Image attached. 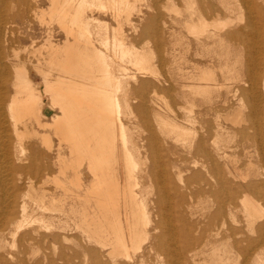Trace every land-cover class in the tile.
Here are the masks:
<instances>
[{
	"label": "rangeland",
	"instance_id": "rangeland-1",
	"mask_svg": "<svg viewBox=\"0 0 264 264\" xmlns=\"http://www.w3.org/2000/svg\"><path fill=\"white\" fill-rule=\"evenodd\" d=\"M249 1L261 2L260 0H137V6H139L138 8H140V10L142 11H132V14L130 15L131 21L129 23L124 22V24L121 25L123 26L121 29L119 27L118 21L113 16H111L110 13H103L102 11L100 12L95 7H87L83 10V12L85 11V15L84 13L82 14L84 22L87 21L89 23V21H93L91 18H97L92 23H89V27H92L91 31L92 33H95V35L91 33V39L96 38L95 41L93 39L92 42L99 51L113 53L112 50L114 51L115 49H113L112 41H114V38L116 36L121 35L122 32V34L125 36V41L128 44H135L138 49H150L148 50V52H151L152 63L154 64L153 66L154 68H156V72H158L157 76H159L161 79L165 78L166 80L165 82H159L157 81L158 78L156 79L154 75L149 77V75H151L149 74L147 75V77H145L146 75L138 76L137 80L134 82L129 78H125L127 76L123 75L126 81H124L123 78V89H121L120 91H126L123 92L125 93V95L128 94L126 95L128 97L125 99L124 94L122 95L121 92H119V96H123H120V102L123 99V102L121 103L122 105H125V112L127 108L129 111L127 110V115H125L126 113L124 112L122 107V111L118 113L120 116L119 121L115 124L114 129L115 132L118 133L119 124L122 123L124 128H126L127 130L126 132H129V129L130 131H132L130 132L131 134H127V138L129 137L128 139L133 136L131 138V141H128V143L130 142L128 146L134 150L131 151L133 152V156L136 157L135 159L140 158L138 159L140 160L139 168L137 167L134 170V174L139 177V185L135 186V192L139 194V196L137 197L140 198L142 202L145 200L143 203L145 206H147L146 214L148 216V220L150 221L146 222L144 224L145 226L143 225V230L146 229L144 230L145 236L150 235L147 239L148 242L145 241L146 239L143 240L141 248L142 250L140 249V251L137 252V255L139 254L138 256L136 255V253H132L131 258H126L123 254H110L109 246L102 247L99 244L95 243V241H89L87 234H85V232H83L82 230L76 228V226L74 225V221H72L71 219L74 218V215L71 212V206L72 203L74 204V199L68 197L65 198L64 196V186H66L69 190L74 191L72 190L74 189L72 184L68 183L71 175L67 177L68 173L66 175H63L59 169L60 158L63 156V154L65 158H68L69 151L67 146L64 143L62 144L61 141L58 140L59 137L56 133H54V130L49 126H45L46 122H51L53 116L59 113L60 110L57 107H52L51 97L45 92V74L39 72L38 68L40 67L42 70L44 69L43 71H46L49 68L46 64V58L48 56L47 53L49 50V48H46V40L50 38L54 43L61 44L66 38V33L60 26L59 22H57L56 19L48 18L49 15L47 14V12L49 11L48 9L50 7V0H0V72H2L3 70V72L0 74V96L3 98V100H5L6 104L10 102L15 92V68L17 66H24L26 67L28 74L30 75V79L32 80V83L36 88V91L41 94V99H43L40 113L41 124L30 126V128L26 129V132H28V136L24 139V143L26 145L25 150L27 152L25 150L23 151V155H25L26 159L21 162V164L24 165L27 169L23 173V175L25 176L24 180L27 178V176H30L32 174L31 176H33L34 178L32 177L31 179H27V182L33 180L36 184L34 188L35 194L38 195L39 193V195L44 196L47 201L50 197L53 198L52 195H57V197L54 196V198L56 197L55 201L58 203L59 200L62 201V198L66 199V203L63 206L64 211L55 209L51 210L52 213L48 212V214L46 212V215H52L53 221L51 220V224L53 226L49 223L50 229L45 226H42V228L44 229L39 228V234L35 235L37 239L31 241L30 246L26 247L25 243L21 241L20 238L21 235L25 233L24 231H30V226V228H28V226L26 225H24V227L22 226L23 228L20 227L18 231L19 233L17 232L19 236L16 234V238L14 237L15 239H12L15 244H13L14 242L11 241V238H13L12 234L9 233L10 231H13L11 226L0 231V238L4 239V241L7 240L5 243L3 241L5 248L3 247L0 250V253L2 252L4 256L0 257V264H20L21 262V264H23L24 261H27L26 263L24 262V264H120V262L121 264H139L140 261H138V257L141 258L140 254H143L144 262L145 260H151L148 261L149 263L145 262V264H216V257L215 255L213 256L214 245H217L224 251L227 250L231 252L233 259H235L236 261V264H257L256 260H254L253 258H256V255L259 254L257 256L258 258H256L258 260L259 256L261 257L262 255H264V185H262L264 184V161H262L261 157L262 153L264 152V146H262V134L260 131L261 128L264 129V25L261 22L257 23L256 27L257 29H259V31L255 29L251 37H249L248 35L245 37V41H248V47L237 45L236 41L224 39V37H221V39L216 38L211 40H204L206 43H208V45L200 46L197 42L195 34L193 32H190V29H187L185 25V17H187L189 13L199 14L202 12L206 17V22L209 24L208 29H210L211 31H215L214 22L217 19L214 18L211 10H203L200 7L201 4L205 2L213 4L215 7H221V5L227 4L237 6L238 9L234 14H232L231 16L227 14L221 15L218 18V21L227 22L231 17L233 18L234 22L244 21L247 18L246 5ZM240 8L244 10L243 14H241V17L238 13V10H241ZM42 12H44L43 15H45V17L41 16ZM88 17L90 20H87ZM224 28V31L230 29V27L228 26H225ZM144 32L146 35L144 34ZM106 37L107 40L111 41L112 47L109 46V48H106V46L102 44V40L104 39L105 41ZM134 37L136 38L133 39ZM116 60L119 62L122 61L121 59H119V57ZM124 62L122 64L128 66V72H133L134 66L132 64H130L129 66L130 62H127L128 64L126 63V61ZM250 62L254 63L253 68L249 66ZM114 68L117 69L119 67L114 65L111 70L113 71L114 75H117L118 73V75H120L118 77H121L122 71L118 69L120 72H118L117 70H115L114 72ZM199 69H204L208 72H211L212 76L210 75V78L208 80H203L204 82L201 81V83L207 85L206 87L208 90L206 92H203V95H196L195 98V106L197 107L194 108L193 116L196 115L195 117H197V122L195 121L196 124L195 122L192 124V130H194L195 132L196 129L197 132H195V135L193 137H188V140L187 137L185 138L182 135L181 137H183L184 139L181 138L180 135L177 137L175 135L177 133H172V131H169L170 128L163 130V128L160 127L158 131L161 119H164L165 122H168L169 120L168 123L172 124H175V122L177 121L182 124L184 123L181 127H184L187 123L185 127H191V122L187 121L188 116L186 114L188 113L187 107H190L189 102L191 100L189 98L191 96V99H193V96L188 94L186 90H183L186 87L182 83L191 82V79H187L186 76L196 75L197 73H199L198 71H201ZM52 71V75L49 76V79L51 80L55 79L58 75V72L56 70ZM254 74L256 76H259V81L254 86V89L258 95V103L256 107L258 109H255L253 105H251L250 95L248 94L249 89L252 90V84L243 83L244 80H250L251 76ZM125 82L126 84L128 83V86L130 87H127ZM132 84L134 85L136 91L134 90V88H132ZM180 85L183 87H180ZM124 87H127L129 90L127 88L124 89ZM181 88L182 91L180 90ZM131 89L133 90V94H136L135 96L132 94ZM186 93L187 95H185ZM139 97L141 98V100ZM185 97L187 100L185 99ZM124 100L125 103L129 101V103L127 102L129 105L126 103L128 106L124 103ZM140 101L144 103V105H142ZM150 101L152 102V105ZM153 102L156 105L153 104ZM165 102L168 103V105ZM134 103L135 106H133ZM137 103L139 106L141 105V108H144V110L140 109ZM180 105H183L182 108ZM156 106L160 108H157ZM185 106L187 107L183 108ZM167 107L170 110H168ZM162 108L166 113L163 112ZM135 109L136 111L137 109H140L139 113H137L138 111L136 112ZM158 109L159 111H161V113L158 111ZM173 110L175 112H173ZM181 110L184 113H182ZM238 110L241 114V120L238 123H234L231 120L227 121L226 116L228 114H235ZM132 111L134 114L132 113ZM122 112H124V115ZM120 113L122 115H120ZM155 113L157 117H155ZM251 113L252 119L254 118V120L257 121V125L255 124V126L252 125L249 121V115ZM128 114L130 115L129 117ZM253 114L255 116H253ZM132 117H135V119ZM154 117L155 119L157 118L159 120H155ZM170 118L172 121L170 120ZM181 118L184 119L182 120ZM176 119L178 120L175 121ZM154 120L155 122L157 121V123H155ZM180 120H182V122ZM185 120L187 122H185ZM142 122H144V125L142 124ZM151 123H154L153 128L151 126ZM130 124H132V127ZM156 124H159L158 127ZM188 124H190V126ZM260 124H262L263 126L261 127ZM144 126L147 131L144 129ZM154 128L156 131L154 130ZM243 129L245 131H242ZM161 130L163 131L162 134L160 133ZM167 130L169 131V133L167 132L168 134H166ZM147 133L149 137L147 136ZM174 135L176 136V141L178 142H175ZM150 136L153 138H151ZM165 136H167V138H165ZM179 137L183 140H181ZM178 138L180 139V141L177 140ZM146 139H148V141ZM171 139L173 140V142H171ZM202 139L204 140L205 148L208 150H206L207 154L214 156V161L212 162L208 163L209 159H207L206 157L201 158V155L197 156L198 147H195L198 145L196 143H198L199 140ZM184 140H186L185 144L183 143ZM152 141L154 142V144H152ZM159 141L162 142V144L159 143ZM132 142L134 145H132ZM174 143L175 145H180L175 146ZM146 144L148 145L149 149ZM181 146H183V148H181ZM118 148H122V150H120V155L123 156L122 152L124 151L120 140L118 141ZM249 149L250 151H248ZM138 150L139 152L137 153ZM193 150L195 151V154L193 153ZM139 153H141V156H138ZM221 153H227V155L229 156V160H234V163H230L229 166V170L231 171V173L228 172V169L223 165V162L220 161L221 159L217 158V155ZM153 154H155V156ZM118 155L119 154L117 153L116 159L118 167H116V170H113L115 171L118 182L121 183L125 178V164L123 163L124 160L121 156V160L118 159ZM248 155L252 156L249 157ZM147 156H149L150 158H147ZM196 157H198L200 161L198 165L194 166L192 163H194L193 159H195ZM142 159L144 160L143 163L141 162ZM30 160H32V162ZM37 163L40 164L38 165ZM152 163L153 165H149ZM179 163H182L183 166ZM141 164L142 166H140ZM154 165L156 166L154 167ZM174 166H177L175 170L173 169ZM203 166L205 167L203 168ZM219 166L222 168H218ZM36 167L39 171H37L38 175L34 174V170H37ZM196 167L198 172L196 170ZM163 170H166L165 173L163 172ZM80 171L83 188L85 187L86 189L90 186V183L93 180V176H91L92 173L89 171V168L86 166V164L81 166ZM154 173L155 177L153 176ZM157 173L160 175H158ZM205 173L206 175H204ZM236 173H238L239 175L237 174V176ZM247 173L248 177L246 175V177L242 176ZM180 174L182 177H180ZM175 176H177L176 179ZM66 178L68 179V181L66 180ZM179 178H181V182H177L180 181ZM22 182L21 186L24 187L21 188V192L23 193L25 190L28 191V184H26L24 181ZM170 183L172 184L170 185ZM251 183H254L255 185ZM187 184H189V186H186ZM25 186H27V188ZM140 188L142 191H140ZM190 188L192 189V192L190 191ZM140 192H142V194ZM24 194L25 198L23 196V200L19 198V201H24L26 199V203L30 204V197L28 198L29 195H27V193H23V195ZM61 195H63L62 198ZM2 196L3 195L0 194V213L4 208V197ZM140 196L146 197V199H142ZM249 197L250 199H253L251 201L255 200L260 209L259 211H261L253 218L255 219L253 220L254 223L250 221V218H248L246 215L247 211L245 202H247V200L244 198L249 199ZM69 200H71V202ZM158 200L160 203L158 202ZM226 201H228L227 204ZM162 202H164V204ZM165 203L167 207L163 206L165 205ZM122 210L123 209L120 208V211ZM56 211L59 212V214L57 213L58 215L56 214ZM162 214L163 216H161ZM177 215L180 218H177ZM64 216L66 217V219ZM63 219L66 221H64ZM247 219L250 222H248ZM194 220L196 221L194 222ZM216 220H220L219 222H217L219 226L216 223ZM71 221L73 224L71 223ZM66 222L68 223L67 225H65ZM192 222L193 224H191ZM224 223L225 225H222ZM166 228L168 229V232L165 231L167 230ZM179 228H181V230ZM195 229L197 231H195ZM217 229L219 230V233L215 235L214 232H217ZM45 230L47 231L48 236L45 234ZM160 230L164 232L161 231L162 234H160ZM179 230L182 231V234ZM152 233H155V235L157 236H155L154 234L152 235ZM196 234H198L199 236H197ZM8 235H10L11 237H9ZM158 235L160 237H158ZM153 237H157V239H160L159 243H162L166 249L162 244L161 247H159V244V246L156 247L155 245V247L152 248L150 245L153 242ZM189 237H193L194 240L189 239ZM39 239L40 241H37ZM162 239H165V242ZM157 241L158 240H156L155 242ZM10 242H12L11 245L13 244L11 248ZM202 243L204 244V246ZM91 246L95 247V249H92ZM182 246H184V249ZM101 247L103 249H101ZM245 247L247 248L244 249ZM146 248H148V252L144 251L146 250ZM153 249H157L156 251H159V254H162L164 258H162V255V257H156V251ZM32 250H35L36 252ZM149 250H151V254L153 255L149 254ZM87 251L90 253V255H88L89 253ZM142 252H145L146 254ZM95 253L96 255L98 253V255L96 256ZM192 253L193 255L195 253L196 256L194 257ZM8 254L9 256H11L12 254V261L11 257H9ZM16 254L20 255L21 257L16 256ZM34 254H37V256ZM165 254H167L168 256ZM23 255H25V257ZM186 255L187 258H190L188 261ZM23 257L24 260L19 259ZM111 257H113L114 259ZM146 257L150 258L147 259ZM192 257H194L193 260ZM213 257H215V260L213 259ZM1 258H3L4 261ZM155 259L157 260V262ZM100 260L103 262H101ZM154 260L156 263L154 262ZM169 261H171L172 263Z\"/></svg>",
	"mask_w": 264,
	"mask_h": 264
},
{
	"label": "bare ground",
	"instance_id": "bare-ground-1",
	"mask_svg": "<svg viewBox=\"0 0 264 264\" xmlns=\"http://www.w3.org/2000/svg\"><path fill=\"white\" fill-rule=\"evenodd\" d=\"M136 1H132V0H50V3H49L50 7L48 9L49 11L47 12V14L49 15L48 18L56 19L57 22H59L60 26L64 29V31L66 33V38H65L64 42L61 44L54 43L52 41V39H50V38H48L46 40V43H45L47 45L46 48H49L48 53H47L48 56L46 58V64L49 68H48V70L43 71L44 69L42 70L40 67H38L39 72L45 74V76H44L45 92L51 97L52 107H57L60 110L59 113H57L53 116V119L51 122H46L45 126H49L51 129L54 130V133H56L59 137L58 140H60L62 144L64 143L67 146L68 151H69V157L68 158L67 157L65 158L64 154H63L64 157L62 156L60 158L59 169L63 175H66L67 173H68L67 177H69L71 175L69 181L67 178H66V180L68 181V183L72 184V186L74 188L72 190H74V191H71L66 186H64L65 198L68 197V198L74 199V204L72 203V206H71V212L74 215V218H71V219H72V221H74V225L76 226V228L82 230L83 232H85V234H87L89 241H93V242L95 241V243L99 244L102 247L109 246L110 247V252H109L110 254H114V253H116L115 255L123 254L126 258H131L132 253L133 254L136 253V255H137V252H139L140 249L142 248L143 240L146 239L145 241H147L148 236H150V235L145 236L144 230H146V229L143 230V225L149 221L148 216L146 214L147 213V209H146L147 206H145L143 203L145 200L142 202L141 199L137 197V196H139V194L135 192V186L139 185V181H138L139 177L134 174L135 173L134 170L137 167L139 168L140 160H138V159H140V158L137 157L138 159H135L136 157L133 156V152L131 151L133 149L128 146V144L130 143V142L128 143V141H131V138L133 136L132 137L130 136L131 138L128 139L129 137L127 138V134L132 132V131H130V129H129V132H126L127 130H126V128H124L122 123L119 124L118 133H116L115 129H114L115 124L119 121V118H120L118 113L122 111V107L124 110V106H125L124 104L122 105V103H121V102H123L122 101L123 99L120 102V96L121 95L119 96V92H121L122 95L124 94L125 99L128 97V96H126L128 94L125 95V93H124L126 91H124V90H123L124 92L120 91L121 89H123L122 88L123 82L126 81L125 78H129L130 80H133L135 82L137 80L138 76L146 75L145 77H147V75L151 74V75H149V77L154 75L156 79L158 78L157 81H159V82L160 81L165 82L166 80H165V78L161 79L159 76H157L158 72H156L157 70H155L156 68H154V66H153L154 64L152 63L151 52L150 53L148 52V50H150V49L149 48H146V49L145 48H141V49L139 48L138 49V47L135 44H132V43L128 44L125 41V36L122 34V32H121V35L116 36L115 37L116 39L114 38V41H112L113 42L112 43L113 49H115L114 51L112 50L113 53L99 51L92 42V40L94 39V38L91 39V33H92L91 28L92 27H89L90 26L89 23H92L97 18H95V17H94L95 19L91 18L93 21H89V23L87 21L84 22L83 18H82V14L85 12V11L83 12V10L85 8L95 7L100 12L102 11L103 13H110L111 16H113L118 21L119 27L121 29L123 27L121 25L124 24V22L129 23L131 21L130 15L132 14V11H134V10L135 11L137 10L138 12L142 11V10H140V8H138L139 6H137ZM260 1L261 2H253V1L248 2V4L246 5V9H247V12H246L247 16L246 17L247 18L245 20L243 19L244 21H241V22H234L232 17L230 19H228L227 22L218 21V18L221 15L227 14V15L231 16L232 14H234L235 11L238 9L237 6L227 4V5H221V7H215L213 4H210L207 2L202 3L200 6L201 9L211 10L212 15L214 16V18L217 19L214 22L215 31H211L210 29H208L209 24L206 22V17L204 16V13H202V12L199 14L189 13L187 15V17H185L186 28L190 29V32H193L195 34L197 42L200 46H207L208 45V43H206L204 40H211V39H216V38L221 39V37H224V39H230V40L236 41L237 45H243V46L248 47V41H245V37L247 35L249 37H251L252 33L255 31V29L259 31V29H257V27H256L257 23L261 22L264 25V0H260ZM95 8H93V9H95ZM240 9L241 10H238V13H239V16L241 17V14H243L244 10L242 8H240ZM43 13L44 12L41 13L42 15L40 13L39 14L41 16L45 17V15H43ZM84 15H85V13H84ZM84 20H85V18H84ZM87 20H90L89 17ZM225 26L230 27V29L227 31H224ZM92 34L95 35V33H92ZM144 34H145V32H144ZM97 35H98V33H97ZM50 36H52V35H50ZM94 37H96V36H94ZM135 38L136 37H134L133 39H135ZM95 39H94V41H95ZM105 39H106L105 41H104V39L102 40L103 41L102 44H104L106 46V48L107 47L109 48V46H111V41L107 40V37ZM44 49H45V47H44ZM118 57L122 61H120V62L117 61L116 59H118ZM124 61H126V63L130 62L129 66H130V64H132L134 66L133 72H128V66L125 64H122ZM114 65L119 67L117 69H115L116 68L115 67L114 72H115V70L120 72L118 69H120L122 71L121 77H118V76H120V75H118V73H117V75L113 74V71L111 70V68H113ZM249 66L253 68L254 63L250 62ZM197 68H200V67H197ZM52 70H56L58 72V75L53 80L49 79V76L52 75L51 74V72H53ZM199 70H201V69H199ZM2 72H3V70H2ZM2 72H0V74ZM198 72L199 73H197L196 75L186 76L187 79H191V82L182 83L186 87L183 90L184 91L186 90V92L188 94L193 96V99H191V96L189 98L191 100V101L189 100L190 101L189 102L190 107L189 106L183 107V108H186V107L188 108V110L186 109L188 112L186 115L188 116L187 121L191 122L190 123L191 127H188V126L185 127L187 123L185 124L184 127H181V126H183L184 123L183 124L179 123L177 121L178 119L175 120V121H177V122H175V124L174 123L173 124L168 123L169 120H168V122H165L164 119H161L160 125L158 124L159 127L156 124L158 127V131H159L160 127L163 128V130L170 128L169 131H172V133L173 132L177 133L178 135L175 134L177 137L179 135L181 137V135H182L185 138L187 137L188 140H189L188 137H193L195 135V132H197V130L194 127L193 128L195 129V132H194V130H192V124L195 121L197 122V117H195L196 115L193 116L194 115L193 114L194 108L197 107V106H195L196 105L195 98H196V95L202 94L203 92H206L208 90L206 87L207 85L204 83H201V81L206 80V79L208 80L210 78V75L212 76L211 72H208L207 70H204V69L201 71H198ZM123 75H125L127 77L124 78ZM129 75H130V77H129ZM123 78H124V81H123ZM188 81H190V80H188ZM258 81H259V76H256L255 74L251 76L250 80H244L243 81V83H251L252 84L251 85L252 90L249 89L248 94L250 95L251 105H253V107L255 109H258V108H256L257 103H258V95L254 89V86L256 83H258ZM263 83H264V78H263ZM125 84H126V82H125ZM126 85H127V87H130V86H128V83ZM145 85H146V83H145ZM127 87H124V89H126ZM155 87H157V86H155ZM180 87H183V86L180 85ZM208 87H210V86H208ZM249 87H250V85H249ZM14 88H15L14 95L12 96V99L10 100V102L8 104H6L5 100H3V98L0 96V194L3 195L2 197H4L3 198L4 208H3V211L0 213L1 214L0 215V231L4 230V228L6 229V228H9L11 226L13 231H10L9 233L12 234V237H13V238H11V241H12V239L14 240L16 238L15 236H16L17 232L19 231L20 227H22V226L24 227V225L28 226V228L31 227V229H29L30 230L29 232H28V230L24 231L25 233L22 234L20 237L21 241H23L25 243V246L27 247V246L31 245V241H33L34 239L35 240L37 239V237L35 235L39 234V232H40L39 228L41 229L42 226L43 227L45 226V227H48L50 229L49 225L51 224V220L53 219V217H52V215H48L49 214L48 212L52 213L51 210H55V209L60 210V211H64L63 206L66 203V199L62 198L63 195H61L62 201L59 200V203H60L59 204L58 202L55 201V198L57 197V195H52L53 198H54V196H56V197L54 199L52 197H50L49 200L47 201L44 198V196L39 195V193L37 191L36 192L38 193V195L35 194L34 188H35L36 184L33 180L32 181L30 180L29 182H27V179H31L33 177V176H31L32 174L30 176H27V178L24 180L25 176L23 175V173L27 169L25 168L24 165L21 164V162H23L26 159L25 155H23V151L26 149L24 139L28 136L27 135L28 132H26V129L30 128V126L41 124L40 113H41V106H42V100L43 99H41V94L36 91V88L34 87L32 80L30 79V75L28 74V71H27L26 67H24V66H17L15 68ZM132 88H134V85ZM134 90H135V88H134ZM180 90L182 91V88ZM132 91L133 90L131 89V92ZM0 93H1V91H0ZM187 93L185 95H187ZM132 94H133V92H132ZM142 94H143V92H142ZM137 96H136V98H137ZM121 97H123V96H121ZM185 99H186V97H185ZM140 100H141V98H140ZM134 101H135V99H134ZM136 101H138V100H136ZM127 102L129 103V101H127ZM146 102H147V100H146ZM124 103H125V100H124ZM140 103H142V102L140 101ZM153 104H155V103L153 102ZM166 104L168 105V103H166ZM137 105H138V103H137ZM142 105H144V103H142ZM151 105H152V102H151ZM133 106H135V103ZM182 106H181V108H182ZM139 107H140V109L144 110V108H141V105ZM168 107H167V109H168ZM148 108H149V106H148ZM157 108H160V107H157ZM150 109H151V107H150ZM127 110H128V108L126 109V112H127ZM139 110L137 109V111H138L137 112L135 109V111L137 113H139ZM168 110H170V109H168ZM239 110L235 114H228L226 116L227 121L231 120L234 123H238L241 120V114H240ZM158 111H159V109H158ZM124 112H125V110H124ZM124 112H122L123 115H124ZM159 112L161 113V111H159ZM163 112H164V109H163ZM173 112H175V111L173 110ZM132 113H133V111H132ZM164 113H166V112H164ZM182 113H184V112L182 111ZM120 115H122V114L120 113ZM125 115H127V113ZM155 115H156V113H155ZM182 115H184V114H182ZM129 116L130 115L128 114V117ZM253 116H255V115L253 114ZM142 117H143V115H142ZM155 117H157V115ZM155 117H154V119H155ZM177 117H178V115H177ZM132 118L135 119V117H132ZM165 118H167V117H165ZM249 118H250L249 121L252 125H254V126H255V124L257 125V123H256L257 121H255L254 118L252 119V113L249 115ZM181 119L183 120L184 118H181ZM186 119H187V117H186ZM155 120H154V122H155ZM157 120H159V119H157ZM170 120H171V118H170ZM182 120H180V121L182 122ZM187 121L185 120V122H187ZM196 122H195V124H196ZM155 123H157V121ZM142 124L144 125V122H142ZM153 124L151 123L152 128H153ZM177 124H179V125H177ZM190 124H188V125L190 126ZM130 125L132 127V124H130ZM260 126L262 127L263 125L260 124ZM146 127H147V125H146ZM166 127H168V128H166ZM144 129H145V126H144ZM244 129L242 131H245ZM154 130H155V128H154ZM161 131H160V133L162 134L163 131L162 132ZM169 131L167 130L166 134H168ZM260 131L262 134V137H261L262 143H263L262 146H264V129L261 128ZM148 133H147V136L149 137ZM35 134H37V133H35ZM158 134H159V132H158ZM196 134H198V133H196ZM249 134H248V137H249ZM250 135H252V134H250ZM134 136H135V134H134ZM156 136H158V135H156ZM159 136H160V134H159ZM176 136L174 137L175 142H178V141H176ZM183 137H181V138H183ZM151 138H153V137H151ZM165 138H167V136H165ZM179 138L177 140L180 141L181 138L180 139ZM156 139H157V137H156ZM183 139H181V140H183ZM119 140L122 143V147H123V151H124V152H122L123 156L120 155V150H122V148L121 149L118 148V141ZM146 140L148 141V139H146ZM160 141H159V143L162 144V142H160ZM168 141H169V139H168ZM185 141L186 140L183 141L184 144H185ZM171 142H173V140ZM190 142H191V139H190ZM188 143H189V141H188ZM152 144H154V142ZM184 144H182V145H184ZM196 144L198 145L195 147V148L198 147L197 156L201 155V158L206 157L207 159H209L208 163L214 161L213 160L214 156L207 154V152H206L207 149L205 148V143H204L203 139L199 140V142ZM132 145H134L133 142H132ZM172 145H173V143H172ZM174 145H175V143H174ZM176 145H180V144H176ZM147 147H148V145H147ZM159 147H160V145H159ZM145 148H144V150H145ZM176 148H178V147H176ZM181 148H183V146H181ZM148 149H149V147H148ZM262 149H263V147H262ZM150 150H151V148H150ZM248 151H250V149ZM138 152H139V150L137 151V153ZM147 152H149V151H147ZM117 153L119 154L118 159L121 160V157H122L124 160L123 163L125 164V167H124L125 168V178H124L123 182H121V183L118 182V179H117V177L115 175V171H114V170H116V167H118L117 159H116ZM149 153H151V152H149ZM176 153H177V151H176ZM193 153L195 154L194 150H193ZM135 154H136V152H135ZM140 154L141 153H139L138 156H141ZM153 155L155 156V154H153ZM149 156H150V154H149ZM149 156H147V158H150ZM251 156H249V157H251ZM145 157H146V155H145ZM228 157L229 156L227 155V153H225V154L221 153V154L217 155V158L221 159L220 161L223 162V165L228 169V172L231 173V171L229 170V166H230V163H234V160L233 159L229 160ZM261 157H262V161H264V152L262 153ZM193 160L192 161L194 163H192V164L194 166L199 164L200 160L198 159V157H196ZM30 161L32 162V160H30ZM141 162L143 163L144 160L142 159ZM202 162H203V160H202ZM216 162H217V160H216ZM168 163H170V162H168ZM84 164H86V166L89 168V171L92 173L91 176H93L92 182L91 183L89 182L90 186L86 189H85V187L83 188V184H82V180H81V171H80L81 166H83ZM179 164L182 165V163H179ZM149 165H153V163L149 164ZM149 165H148V167H149ZM250 165H252V164H250ZM140 166H142V164ZM155 166L156 165H154V167ZM174 167H173V169L175 170L177 166L175 168ZM204 167L205 166H203V168ZM250 167H253V166H250ZM218 168L221 169L222 167L219 166ZM152 169H153V167H152ZM31 170H33V169H31ZM140 170H141V168H140ZM147 170H148V168H147ZM158 170H159V168H158ZM196 170H197V167H196ZM206 170H207V167H206ZM214 170H216V169H214ZM37 171H38V168H37V170L36 169L34 170V174H37ZM41 171H43V170H41ZM165 171L163 170L164 173H165ZM197 172H198V170H197ZM150 174H151V172H150ZM233 174H235V173H233ZM237 174L238 173H236V175ZM154 175H155V173L153 174V176ZM158 175H160V174H158ZM204 175H206V173ZM245 175L247 176L248 173L244 174L242 176L246 177ZM207 176H209V175H207ZM144 177H146V176H144ZM178 177H179V175H178ZM180 177H182L181 174H180ZM176 178H177V176H175V179ZM179 179H180V181H177V182H181V178H179ZM22 181H24L26 184H28V188H27V186H25L28 191L25 190L26 192L24 191L23 193H27V195H29L28 198L30 197V202H31L30 204L26 203V201H25L26 199L24 200L25 202L19 201V198L21 200H23L22 199L23 196L25 198V194L23 195V193L21 192V188L24 187V186L23 187L21 186V184L23 183ZM141 181H142V179H141ZM167 182H168V180H167ZM171 184L172 183H170V185ZM251 184H254V183H251ZM262 185H264V184H262ZM186 186H189V184H187ZM186 186H185V188H186ZM42 189H43V187H42ZM48 190H45V191H48ZM138 190H139V187H138ZM191 190L192 189L190 188V191ZM22 191H23V189H22ZM32 191H33V194H32ZM140 191H142L141 188H140ZM210 191H211V189H210ZM140 193L142 194V192H140ZM187 193H189V192H187ZM46 194H48V193H46ZM52 194H54V193H52ZM140 197L142 199H144V198L146 199V197H143V196H140ZM244 199L247 200V202H245L246 211H247L246 215L248 218H250V221L253 222V220H255V219H253L255 217V215L260 213L261 211H259L260 209H259L258 205L256 204L255 200L251 201L253 199H250V197H249L250 200L248 198H244ZM225 200H224V202H225ZM69 201L71 202V200H69ZM158 202H159V200H158ZM227 202L228 201H226V204H227ZM162 203L164 204V202H162ZM163 206H166V203ZM120 208H122L123 210L120 211ZM175 208H176V206H175ZM178 208H179V206H178ZM46 212L48 213L47 215H46ZM57 213L59 214V212L56 211V214ZM158 214H159V212H158ZM161 216H163V214ZM66 217H65V219H66ZM262 217H263V214H262ZM159 218H158V220H159ZM177 218H180V217H178V215H177ZM216 218H217V216H216ZM222 218H223V216H222ZM57 219H58V216H57ZM181 220H182V218H181ZM55 221H58V220H55ZM64 221H66V220H64ZM72 221H71V223H72ZM195 221L196 220H194V222ZM219 221L216 220V223ZM250 221L248 220V222H250ZM69 222H70V220H69ZM173 222H174V219H173ZM181 222H183V221H181ZM225 223L222 225H225ZM41 224H43V225H41ZM67 224L68 223L66 222L65 225H67ZM191 224H193V222ZM229 225H230V223H229ZM218 226H219V224H218ZM156 227H158V226H156ZM25 228H27V227H25ZM215 228H217V227H215ZM263 228H264V226H263ZM42 229H44V228H42ZM163 229H165V228H163ZM179 229L181 230V228H179ZM218 229H217V232H214L215 235L219 233ZM155 230H156V228H155ZM161 231L162 230H160V232ZM165 231L168 232V229ZM195 231H197V230L195 229ZM162 232H164V231H162ZM162 232L160 234H162ZM170 232H172V231H170ZM156 233H158V232H156ZM180 233L182 234V231H180ZM45 234L46 235L48 234L47 231ZM153 234L155 235V233H152V235ZM185 235H186V233H185ZM196 235L199 236L198 234H196ZM8 236L11 237L10 235H8ZM155 236H157V235H155ZM171 236H173V235H171ZM0 237H1V232H0ZM158 237H160V236L158 235ZM40 239L37 241H40ZM189 239H193V237L192 238L189 237ZM152 240H153V242L150 245L152 248H154L155 245H156V247L159 246V244H160L159 240L160 239H157V237H155ZM156 240H158V241L155 242ZM168 240H169V237H168ZM195 240H196V238H195ZM3 241H4V239L0 238V250L4 247ZM6 241H4V243ZM222 241H224V240H222ZM12 242H14V241H12ZM12 242H10V248L13 244H15V242H14L11 245ZM161 244L159 247H161ZM184 244H186V243H184ZM6 245H7V243H6ZM170 245H172V244H170ZM95 246H98V245H95ZM150 246H149V248H150ZM203 246H204V244H203ZM91 247H92V249H95V247H93V246H91ZM102 247H101V249H103ZM163 247H164V245H163ZM182 247L184 249V246H182ZM22 248H23V245H22ZM192 248H193V246H192ZM246 248L247 247H245L244 249H246ZM147 249L148 248H146V250H144V251L148 252ZM263 249H264V247H263ZM153 250H155V249H153ZM213 250H214L213 256L215 255L216 260H217L216 264H236V261H235V259H233L231 252H229L227 250L224 251L220 247H218L217 245L213 246ZM32 251L36 252L35 250H32ZM89 251H90V248H89ZM165 251H167V250H165ZM149 252H150L149 254H151V250H149ZM171 252H173V251H171ZM193 252H195V251H193ZM197 252H198V250H197ZM197 252H196V254H197ZM10 253H13V252H10ZM23 253H24V251H23ZM86 253H85V255H86ZM142 253H145V252H142ZM211 253H212V251H211ZM263 253H264V250H263ZM155 254H156L155 256L158 258L162 255V254L161 255L159 254V251H156ZM167 254H165V255H167ZM34 255L37 256V254H34ZM88 255H90V253ZM95 255H96V253H95ZM97 255H98V253H97ZM140 255H141V258L138 257V261H140L139 264H142V263L145 264V262L147 263L148 261H151V260H148V261L145 260V262H144L143 254H140ZM151 255H153V254H151ZM189 255H190V253H189ZM192 255H193V253H192ZM258 255H256V258H258L257 257ZM8 256H9V254H8ZM11 256H12V254H11ZM11 256H9V257H11ZM16 256L21 257L20 255H17V254H16ZM23 256L25 257V255H23ZM193 256L194 257L196 256L195 253ZM262 256H264V255H262ZM262 256L261 257L259 256L258 260L256 258H253V259L256 260L257 264H264V257H262ZM0 257H4L2 252L0 253ZM24 257L19 258V259L24 260ZM134 257H135V255H134ZM150 257H146V258L148 259ZM194 257H192V260ZM215 257H213V259ZM245 257H247V256H245ZM111 258H113V257H111ZM118 258H116V259H118ZM162 258H164V256ZM186 258H187V255H186ZM1 259L3 260V258H1ZM12 259L13 258L11 257V261H12ZM189 259L190 258H187V261ZM44 260H45V258H44ZM130 260H129V262H130ZM155 260H154V262H155ZM6 261H7V258H6ZM171 261H169V262H171ZM24 262H23V264H24ZM39 262H41V261H39ZM101 262H103V261H101ZM113 262H114V260H113ZM156 262H157V260H156ZM182 263H183V260H182ZM120 264H121V262H120ZM127 264H129V263H127ZM134 264H136V263H134Z\"/></svg>",
	"mask_w": 264,
	"mask_h": 264
}]
</instances>
